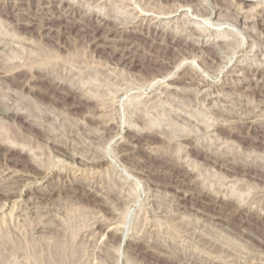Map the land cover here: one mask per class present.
<instances>
[{
    "label": "rangeland",
    "instance_id": "obj_1",
    "mask_svg": "<svg viewBox=\"0 0 264 264\" xmlns=\"http://www.w3.org/2000/svg\"><path fill=\"white\" fill-rule=\"evenodd\" d=\"M2 44L0 264H264V0H0Z\"/></svg>",
    "mask_w": 264,
    "mask_h": 264
},
{
    "label": "bare ground",
    "instance_id": "obj_2",
    "mask_svg": "<svg viewBox=\"0 0 264 264\" xmlns=\"http://www.w3.org/2000/svg\"><path fill=\"white\" fill-rule=\"evenodd\" d=\"M192 1V0H191ZM9 2V1H8ZM16 3V2H15ZM195 3V2H194ZM185 4V3H184ZM183 4V5H184ZM15 6V5H14ZM179 6V5H178ZM185 6V5H184ZM17 7H20V6H16V8ZM14 8V7H13ZM13 8L11 9V10H13ZM171 8V7H170ZM178 8V7H177ZM176 8V9H177ZM180 8V7H179ZM237 8H239V7H237ZM18 9V8H17ZM170 10V9H169ZM169 10H167V11H169ZM174 10V9H173ZM201 10V9H200ZM203 10V9H202ZM164 11V10H163ZM194 11V10H193ZM197 11V10H196ZM139 12V11H138ZM162 12V11H161ZM171 12V11H170ZM198 12H200V11H198ZM203 12H204V10H203ZM206 12V11H205ZM208 12V11H207ZM206 12V13H207ZM200 14V13H199ZM201 14H202V11H201ZM211 14V13H210ZM160 16V15H159ZM208 17V16H207ZM245 18V17H244ZM250 18V17H249ZM257 18V17H256ZM209 19H210V15H209ZM208 19L206 18V21H207ZM124 21V20H123ZM127 21V20H126ZM246 21H248V20H246ZM252 21V20H251ZM208 22H209V20H208ZM245 22V21H244ZM263 25V24H262ZM116 26V25H115ZM113 29V28H112ZM116 30V29H115ZM199 35V34H198ZM192 43V45L195 47V48H204L205 46H206V44L204 43V42H200V41H197V40H195V41H192L191 42ZM3 49V50H5V45H0V49ZM204 50V49H203ZM193 51V50H192ZM202 51V50H201ZM199 52H200V50H199ZM1 55V54H0ZM123 55H124V53H123ZM128 55V54H127ZM126 55V56H127ZM190 55V54H189ZM192 55V54H191ZM193 55H194V53H193ZM122 56V55H121ZM126 56H125V58H126ZM122 57H124V56H122ZM128 57V56H127ZM164 57V56H163ZM2 58V57H1ZM14 58V57H13ZM34 58V57H33ZM129 58V57H128ZM209 58H211V57H209ZM214 58V57H213ZM212 58V59H213ZM6 59H8V58H6ZM124 59V58H123ZM162 59V58H161ZM34 60H36V59H34ZM156 60V59H155ZM181 60V59H180ZM10 61V60H9ZM29 61H30V59H29ZM169 61V60H168ZM167 61V62H168ZM177 61V60H176ZM175 61V62H176ZM211 61V60H210ZM2 62V61H1ZM4 62V61H3ZM3 62L0 64V78L2 79V78H5V79H10V80H12V81H17V82H20V84H22V86H24V87H28V90L30 89L31 91L32 90H36V88H37V86H36V88L33 86V83L37 80V79H39L38 77H37V74H39L40 73V65H39V67L37 66V65H35V61L33 62H26V63H28V64H26L25 63V65H23L22 63H20V62H16L15 64L14 63H8V64H6L5 62V64L4 65H2L3 64ZM12 62V61H11ZM15 62V61H14ZM37 62V61H36ZM46 62V61H45ZM129 62V61H128ZM160 62V61H159ZM164 62H166V61H164ZM173 62H174V60H173ZM172 62V63H173ZM178 62V61H177ZM44 63V62H43ZM169 63V62H168ZM158 65H159V63H157ZM164 64V63H163ZM171 64V63H170ZM162 65V64H161ZM173 66V65H172ZM178 66H180V64L178 65ZM213 66V65H212ZM160 67H162V66H160ZM166 67V66H165ZM43 68V67H42ZM41 68V69H42ZM180 68V67H179ZM250 68V67H249ZM166 69H168V68H165V70ZM214 69V68H213ZM219 69V68H218ZM42 70H44V69H42ZM54 70V69H53ZM163 70H164V68H163ZM168 70H171V69H168ZM167 70V71H168ZM46 71V70H45ZM50 71V70H49ZM48 71V72H49ZM162 71V70H161ZM160 71V72H161ZM184 71V70H183ZM151 72V71H150ZM159 72V74H158V71H157V75H155V76H153L152 78H151V81L149 82V84H157V83H163V81L171 74V72H169V73H166V74H162V73H165L164 71L162 72V73H160ZM192 72V71H191ZM190 72V73H191ZM261 72H263L264 73V68H261ZM43 73V72H42ZM45 73V72H44ZM51 73V72H50ZM189 73V72H188ZM194 73V72H193ZM46 74V73H45ZM54 74V73H53ZM152 74H154V73H152ZM21 75H25V76H23V77H25V78H22V76ZM189 74H184V72H183V75H179V76H176L175 78H173L172 80H174V81H188V83H196V85L198 84V82L201 80V78H199V77H197V76H194V74L192 75V74H190V75H192V76H188ZM197 75V74H196ZM149 76H151V75H149ZM263 76V75H262ZM261 76V77H262ZM48 78V77H47ZM1 79H0V81H1ZM41 80V79H40ZM144 80H147V79H144ZM171 80V79H170ZM8 81V80H7ZM6 81V82H7ZM5 82V81H4ZM37 82V81H36ZM3 83V82H2ZM201 84H202V82H200ZM200 84V85H201ZM188 85V84H187ZM194 85V84H193ZM263 85V84H262ZM261 92H262V90H261ZM196 94V93H195ZM207 94H208V92H207ZM205 95V94H204ZM263 96H264V93L262 94ZM88 96V95H87ZM207 96V95H206ZM206 96H204V97H206ZM78 97V96H77ZM80 98V97H79ZM74 99V98H73ZM78 99V98H77ZM261 99H263V98H261ZM88 100V99H87ZM87 100H79L78 101V105L77 106H83V107H86V105H88L87 103L89 102V101H87ZM75 101H77L76 99H75ZM95 101V100H94ZM1 103V102H0ZM76 104H77V102H76ZM92 104H93V102H92ZM150 104H151V102H150ZM93 105H96V104H93ZM93 105H91L92 107H93ZM263 106H264V100H261V133L262 134H264V109H263ZM74 107H76V106H74ZM94 108V107H93ZM97 108H99V107H97ZM96 108H94V109H92V110H95ZM100 109V108H99ZM99 109H97L98 111H99ZM90 110H91V108H90ZM91 110V111H92ZM14 112V111H13ZM93 112V111H92ZM91 112V113H92ZM254 112V111H253ZM17 113V112H16ZM246 113V112H245ZM250 113V112H249ZM13 114V113H12ZM91 115V114H90ZM220 115V114H219ZM221 115H222V113H221ZM250 115V114H249ZM237 116V115H236ZM260 116V115H259ZM91 117V116H90ZM94 117V116H93ZM92 117V118H93ZM113 117V116H112ZM221 117V116H220ZM95 119H96V117H95ZM98 119V118H97ZM222 119H225V118H222ZM228 119V118H227ZM227 119H225V120H227ZM230 119V118H229ZM225 120H223L224 121V123H225ZM26 121V120H25ZM236 121V120H235ZM234 121V122H235ZM111 122V121H110ZM227 122H229L228 120H227ZM231 122H233V121H231ZM231 123V125L232 124H234V126H235V124L236 123ZM238 122H239V120H238ZM259 122V121H258ZM105 123V122H104ZM23 124V123H22ZM31 124V123H30ZM145 124V123H144ZM229 125H227V124H221L220 123V125L218 126V127H216L217 128V132L220 134V135H223V133L224 132H229L230 134H234V133H236L237 134V131H235L234 130V128H233V125L232 126H230V123H228ZM254 124H255V122H254ZM258 124V123H257ZM106 125V124H105ZM103 126V125H102ZM147 126V125H146ZM152 126V125H151ZM207 126V125H206ZM241 126V125H240ZM104 127H106V126H104ZM109 127V126H108ZM113 127V126H112ZM145 127V126H144ZM143 127V128H144ZM142 128V129H143ZM146 128V127H145ZM149 128H151V127H149ZM206 128V127H205ZM110 129V128H109ZM148 129V128H147ZM215 129V128H214ZM106 130V129H105ZM146 129H143V132L145 131ZM150 130V129H149ZM236 130H238V129H236ZM107 131V130H106ZM105 131V132H106ZM109 131V130H108ZM111 131V130H110ZM147 132H148V130H147ZM155 132V131H154ZM161 132V131H160ZM195 131H193V133H194ZM198 132V131H197ZM111 133V132H110ZM188 133L190 134V132L188 131ZM40 134V133H39ZM108 134V133H107ZM145 134V133H144ZM150 134H152V132L150 133ZM181 134V133H180ZM184 134V133H183ZM218 135V134H217ZM141 136V135H140ZM185 136H186V134H185ZM136 137V136H135ZM134 137V139H137V138H135ZM139 137V136H138ZM139 138H142V137H139ZM169 138V137H168ZM132 140H133V138H131ZM186 139V138H185ZM9 140V139H8ZM139 140V139H138ZM193 140V139H192ZM134 141V140H133ZM147 141V140H146ZM189 141H190V139H189ZM14 142V141H13ZM129 142V141H128ZM12 143V142H11ZM16 143V142H15ZM14 144V143H13ZM12 145V144H11ZM8 147L10 146V145H7ZM61 146V145H60ZM211 146V145H210ZM209 146V147H210ZM14 147V146H13ZM16 147V146H15ZM14 147V148H15ZM194 147V146H193ZM196 147V146H195ZM193 148V149H195V150H197V151H195L194 153H193V155H195V156H197V157H201V158H203L204 160H207V161H213V159H212V157H211V153L212 152H209V149H203V148H198V146H197V148ZM18 148V147H17ZM62 148V147H61ZM7 149V148H6ZM186 149V148H185ZM9 150V149H8ZM7 150V151H8ZM67 150V149H66ZM59 151V150H58ZM61 151V150H60ZM63 151V150H62ZM120 151H122L121 149H120ZM21 152V151H20ZM64 152V151H63ZM65 153V152H64ZM70 153V152H69ZM128 153V152H127ZM164 153V152H163ZM66 154V153H65ZM165 154V153H164ZM170 154V153H169ZM188 154V153H187ZM260 154V153H259ZM5 155V154H4ZM71 155V154H70ZM166 155V154H165ZM189 155V154H188ZM127 156V155H126ZM226 156V155H225ZM185 157V156H184ZM188 157H190V155L188 156ZM231 157V156H230ZM70 158H71V160L73 159V156L71 157L70 156ZM178 158V157H177ZM179 158H180V156H179ZM183 158V157H182ZM192 158V157H191ZM239 158V157H238ZM264 158V141H262L261 140V184H263V186H264V160H262ZM16 160V159H15ZM179 160V159H178ZM214 160L216 161V159L214 158ZM132 161V160H131ZM142 161V160H141ZM179 161H181V160H179ZM178 161V162H179ZM217 161H219L220 162V160H218L217 159ZM251 161V160H250ZM253 159H252V164H253ZM259 161V160H258ZM136 162V161H135ZM140 162V161H139ZM184 162V161H183ZM256 162V161H255ZM255 162H254V164H255ZM175 162H173V164H174ZM186 163V162H185ZM221 163V162H220ZM238 163H240L239 161H238ZM258 163V162H257ZM136 164H138V163H135V165ZM176 164V163H175ZM215 164V163H214ZM231 164H232V162H231ZM240 164H242V163H240ZM252 164H251V166H252ZM134 165V164H133ZM185 165V164H184ZM191 165V164H190ZM213 165V164H212ZM220 165V164H219ZM224 165V164H223ZM222 165V166H223ZM225 165H227V164H225ZM243 165V164H242ZM241 165V166H242ZM258 165V166H259ZM183 166V165H182ZM240 165H238V164H236V165H230L229 164V166H228V168L227 167H225L226 168V170H228V171H231V172H233V171H235V172H239V170H240V172H241V175L243 174H247V175H249L251 172H250V165L249 164H245V165H243L242 167H241ZM132 167V166H131ZM178 167V166H177ZM220 167H221V165H220ZM253 167V166H252ZM251 167V168H252ZM137 168V167H136ZM145 168V167H144ZM223 169H224V167H223ZM225 170V169H224ZM168 171V170H167ZM234 172V173H235ZM173 173V172H172ZM254 173V172H253ZM174 174V173H173ZM188 172H184V174H181L180 175V177L181 176H183V177H187L188 176ZM239 174V173H238ZM246 175V176H247ZM258 175V174H257ZM256 176V175H255ZM172 177V176H171ZM183 181H184V179H183ZM81 182V181H80ZM180 182V181H179ZM185 183V182H184ZM88 186V185H87ZM262 186V188H264ZM203 190V189H202ZM208 190V189H207ZM211 190V189H210ZM214 192H216V191H214ZM260 192V191H259ZM111 193V192H110ZM196 193V192H195ZM199 194H202L203 192H198ZM205 193V192H204ZM218 193V192H217ZM113 194V193H112ZM216 194V193H215ZM206 195H207V191H206ZM219 195V194H218ZM224 195V194H223ZM222 195V196H223ZM258 195H260V194H258ZM261 195H262V193H261ZM196 196V195H195ZM229 196V195H228ZM11 197V196H10ZM225 197V196H224ZM236 197V196H235ZM238 197V196H237ZM263 197H264V195H263ZM214 198H218L217 196L216 197H214ZM238 199H239V197H238ZM237 199V200H238ZM258 199V198H257ZM257 199H256V201H257ZM262 199V201H263V198H261ZM196 200V199H195ZM222 200H229V202L232 200V198H229V197H227V198H225V199H223L222 198ZM212 201H215L214 199L212 200ZM235 201V200H234ZM239 201V200H238ZM242 201V200H241ZM260 202L261 203V206L259 205V207L257 208V210H259L260 211V217H258V218H261V219H259V220H262V221H264V204H262V203H264V202ZM202 202H204V201H202ZM210 202V201H209ZM237 202V201H236ZM246 202H248V201H245V204H241L240 202L239 203H237L238 205V212H237V214L239 213V216L238 217H240V216H242V215H246V213H249V214H254L255 212H256V210L254 209H252V202H251V205H248V204H246ZM218 202H216V204H217ZM255 203V202H254ZM214 203H212V202H210V203H208L207 205H208V207H212V205H213ZM215 205V204H214ZM218 205V204H217ZM206 206V205H205ZM236 206V207H237ZM253 206H254V204H253ZM207 207V208H208ZM214 207V206H213ZM255 207V206H254ZM253 207V208H254ZM256 208V207H255ZM237 211V210H236ZM232 212V211H231ZM253 216V215H252ZM254 216H257V215H254ZM214 217V216H213ZM243 218H246V216L244 217V216H242ZM248 217V216H247ZM242 218V219H243ZM244 220V219H243ZM247 220V219H246ZM238 222V221H237ZM260 222V221H259ZM261 223V222H260ZM117 227V226H116ZM259 227H260V225H259ZM261 229H263L264 230V224H261ZM244 230V229H243ZM245 232V231H244ZM247 232V231H246ZM264 233V232H263ZM249 234V233H248ZM264 235V234H263ZM262 235V236H263ZM264 238V237H263ZM262 239V238H261ZM264 240V239H263ZM258 241H260V240H258ZM117 242V241H116ZM121 243V242H120ZM264 245V241H261V246H263ZM217 249V248H216ZM261 251H262V248H261ZM141 252V251H140ZM263 253V252H262ZM262 259V258H261ZM262 264V263H261Z\"/></svg>",
    "mask_w": 264,
    "mask_h": 264
}]
</instances>
